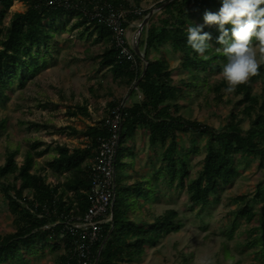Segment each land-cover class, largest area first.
<instances>
[{"label": "trees", "instance_id": "trees-1", "mask_svg": "<svg viewBox=\"0 0 264 264\" xmlns=\"http://www.w3.org/2000/svg\"><path fill=\"white\" fill-rule=\"evenodd\" d=\"M16 2L22 3L24 11L11 14ZM141 6L142 0H0V106L15 87L23 89L55 62L60 47L66 45L61 42L65 32L76 42L89 45L82 51L84 61L94 64L96 71L108 73L121 90L130 92L141 77L143 64L129 47L135 69L119 56L115 38L96 16H106L109 11L122 13L126 32L130 23L140 24L149 13L142 12ZM220 7L221 0H175L155 13L142 31L138 48L147 68L129 96H137V103L129 105L128 99L120 109L115 200L111 224L102 227L100 244L93 252L96 256L106 239L97 264H140L149 251L183 230L187 213L199 208L198 219L202 212L207 213L208 205L241 176L243 166L253 162L260 174L254 193L235 199L239 208L231 214L233 222L219 229V235L230 241L242 222L253 224V230L239 233L245 240L238 242L236 249L240 255L249 250L259 260L253 264H264V65L232 94H225L228 85L221 82L207 86L210 78L220 76L226 57L216 51L220 47L216 43L218 27L205 25L203 16ZM190 23L203 25V32L211 35L208 43L212 48L203 56L187 45ZM225 27L230 29L231 25ZM169 56L176 58L177 68L170 66ZM205 87L218 110L230 107L221 130L181 116V103ZM121 104L116 100L107 104L105 116L96 122L86 104L68 107L64 118L92 122L80 131L31 125L40 131L66 132L78 147L44 148L35 138L26 142L25 150L19 144L5 143L0 207L11 218L14 231L0 235V264H39L47 258L51 264H79L72 256L73 239L65 223L82 218L89 208L88 169L99 142L109 137L101 125ZM40 108L47 111L55 106ZM245 122L247 127L243 128ZM5 133L6 123L1 120L0 134L7 139ZM138 133L143 138L142 149H132L129 156L134 164L129 166V175L117 179L127 168L120 162L125 139L136 138ZM189 134L191 142H184L182 138ZM194 137L203 140L202 148ZM48 154L49 160L38 166ZM199 155V170L193 173L192 162ZM181 197L184 209H173ZM162 204L168 209L155 214L154 207ZM253 232L255 236H251Z\"/></svg>", "mask_w": 264, "mask_h": 264}, {"label": "rangeland", "instance_id": "rangeland-1", "mask_svg": "<svg viewBox=\"0 0 264 264\" xmlns=\"http://www.w3.org/2000/svg\"><path fill=\"white\" fill-rule=\"evenodd\" d=\"M163 1L142 0L141 11L150 12L155 10ZM23 11L22 3L16 2L11 9V14L22 13ZM156 13H159V11ZM140 24H129V29L124 33L125 36H128L129 42L133 39ZM142 31L138 37L139 42L141 41ZM61 37V42L66 45L60 47L55 62L42 70L34 81L28 82L23 89L15 87L9 99L0 106V121L6 123L5 134L8 135L6 139L4 135L0 134V165L3 162L5 143L8 142L10 145L19 144L22 150L27 149L26 142L31 138L41 142L44 148L56 146L78 147V142L68 133L47 131L45 128L52 127L56 130L70 127L77 131L84 130L91 126L92 122L64 118V112L68 107L75 104H86L94 121H101L105 116L104 111L107 104L112 103L113 100L123 103L130 93L121 90L108 73L96 71L94 64L83 60L82 51L89 45L76 42L74 36L67 32L61 34ZM253 43L257 55H264V46L258 45L255 41ZM94 50H98L97 47H94ZM169 62L173 69L178 67L175 57L169 56ZM181 77L184 78V76ZM214 82L227 85L221 75L210 78L207 86ZM137 101V96L133 95L128 103L132 105ZM46 104L55 106V109L45 111L40 108ZM181 104V116L186 120L197 121L199 124L209 126L215 130L224 128L226 123L224 118L228 116L230 107L218 110L212 101V95L209 96L207 92V87L204 91L203 89L200 90L199 94H193L189 100L183 101ZM31 125L44 126L45 128L40 131L39 128L34 129ZM242 127L246 128L247 123H243ZM135 135L136 138L133 136L125 139V149L120 162L124 167L126 165L127 168L123 169L122 173L117 174V179L128 176L129 166L134 164L129 154L134 147H140L141 142L139 141L143 139L139 133ZM139 137L141 140H139ZM182 140L191 142L192 134L183 137ZM193 140L199 148H202L203 140L200 137H194ZM50 157L48 154L39 160L38 166L42 167ZM140 157L142 160L144 159L143 156ZM201 159L202 156L200 155L194 158L192 162L193 173L199 170L198 163ZM259 177L256 162L251 163L249 166H243L241 176L225 189L215 203L208 205L207 213L202 212L199 219L196 218V215L200 212L199 208H196L192 214L187 213L183 230L178 235L162 241L156 249L149 251L140 264H198V261L205 257L212 259L214 264H253L259 262L258 258L251 255L249 250L240 255L236 249V244L238 242L243 244L245 240L239 233L246 229L253 230L255 228L253 224L246 226V223L242 222L230 241L219 235V229L233 222L231 214L239 208L235 199L254 193ZM152 201L155 202V199L152 198ZM175 202L173 209H184V197L178 198ZM165 209H168V207L162 204L156 205L153 211L155 214H160ZM13 231L11 218L0 207V235L3 236ZM251 236H255V233L253 232ZM39 264H51V260L48 258L43 259Z\"/></svg>", "mask_w": 264, "mask_h": 264}, {"label": "built area", "instance_id": "built-area-1", "mask_svg": "<svg viewBox=\"0 0 264 264\" xmlns=\"http://www.w3.org/2000/svg\"><path fill=\"white\" fill-rule=\"evenodd\" d=\"M96 17L115 38V48L119 56L135 69L134 56L129 51L131 40L129 42L122 29L124 15L109 11L106 16ZM122 107V104L116 107L101 125L109 137L99 142L94 160L88 169L89 208L82 218L71 219L73 222L65 223L66 231L70 232L73 239L72 256L79 259V264L95 263L96 256L93 252L100 244L102 227L111 224L115 153L122 125Z\"/></svg>", "mask_w": 264, "mask_h": 264}, {"label": "clouds", "instance_id": "clouds-1", "mask_svg": "<svg viewBox=\"0 0 264 264\" xmlns=\"http://www.w3.org/2000/svg\"><path fill=\"white\" fill-rule=\"evenodd\" d=\"M205 25H216L219 36L216 51L226 57L220 75L227 82L225 94H232L236 87L258 74L264 65V55H257L254 41L264 46V0H221L217 12L206 11ZM225 25H231L228 29ZM187 45L197 54L204 55L212 45L211 35L203 32V25L189 24L186 29ZM198 264H214L210 258H201Z\"/></svg>", "mask_w": 264, "mask_h": 264}, {"label": "water", "instance_id": "water-1", "mask_svg": "<svg viewBox=\"0 0 264 264\" xmlns=\"http://www.w3.org/2000/svg\"><path fill=\"white\" fill-rule=\"evenodd\" d=\"M174 1H175V0H170V1H168L167 3H165V4L161 5L160 7H158L157 9L150 11V12L147 14V16L143 19V21L141 22V24L137 27L136 34H135V35L140 36V32L142 31V29L146 28V26H147V24H148L150 18H151L156 12L160 11L163 7H165L166 5H168V4H170V3L174 2ZM135 35H134V36H135ZM133 39H134V38H133ZM133 39H132L131 42H130V50H131V52L133 53V55H134V56H135V57H136V58H137V59L143 64V70H142L141 77L139 78V80H138L136 83L133 84V87H132L130 93L128 94V96H127V97L125 98V100L123 101L122 106L125 105V103H126V101L128 100L129 95L131 94V92H133V91L136 89L138 82H139V81L142 79V77L144 76V74H145V72H146V68H147V63H146L145 60H144L143 52H140V51H139V48H138L139 40L137 39L136 41H134ZM114 182H115V174H114ZM114 200H115V189H113V200H112V206H111V219H112V209H113V205H114ZM111 231H112V226L110 227V231H109L107 237L110 235ZM105 242H106V239H105V240L101 243V245H100V248H99V250H98V252H97V255H96V259H95V263H94V264H97V263H98V260H99V257H100V254H101V251H102V249H103V247H104V245H105Z\"/></svg>", "mask_w": 264, "mask_h": 264}, {"label": "bare ground", "instance_id": "bare-ground-1", "mask_svg": "<svg viewBox=\"0 0 264 264\" xmlns=\"http://www.w3.org/2000/svg\"><path fill=\"white\" fill-rule=\"evenodd\" d=\"M138 37H139L138 35H135V36L133 37V38H134L133 40L136 41V40L138 39Z\"/></svg>", "mask_w": 264, "mask_h": 264}, {"label": "crops", "instance_id": "crops-1", "mask_svg": "<svg viewBox=\"0 0 264 264\" xmlns=\"http://www.w3.org/2000/svg\"><path fill=\"white\" fill-rule=\"evenodd\" d=\"M139 140H140V137H139ZM139 142H141V141H139ZM141 144H142V143H141ZM140 146H141V145H140ZM139 148H140L139 146H138V148L135 147L136 150H138ZM140 156H144V155L140 154Z\"/></svg>", "mask_w": 264, "mask_h": 264}]
</instances>
